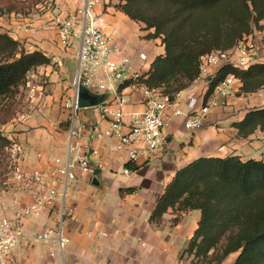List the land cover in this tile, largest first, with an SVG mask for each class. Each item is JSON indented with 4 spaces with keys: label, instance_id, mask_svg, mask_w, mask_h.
<instances>
[{
    "label": "crops",
    "instance_id": "1",
    "mask_svg": "<svg viewBox=\"0 0 264 264\" xmlns=\"http://www.w3.org/2000/svg\"><path fill=\"white\" fill-rule=\"evenodd\" d=\"M48 4L44 14L39 17L21 23L16 20L10 27L4 24L11 37L25 44L28 50H41L53 60L60 55L63 63L59 71L52 66L38 70L48 78L49 84L43 93V110L33 114L27 123L17 128V137L25 147L30 168H47L48 161L51 162L49 165H53L57 158L63 162L66 159L68 130L64 129V123L69 111L63 106L69 98L71 101L74 89L68 90L62 75L68 61L77 60L80 48L76 42L70 52L62 54L58 48L56 30H39L44 21L49 22L54 16L65 19L74 12V0H49ZM119 4L120 0H103V4L96 9L100 29L139 69L142 65L146 66L139 60L141 53L148 56L151 67L156 57L164 53V48L159 40H144L147 33L142 31L143 26L120 12L117 9ZM240 88L241 85L227 107L216 109L195 132L185 129L184 118L170 120L166 129L169 145L165 157L161 160L149 158L138 149L140 155L135 166L139 169L129 174H125L126 165L131 162L130 152L137 148H121L117 140L109 137L91 139L88 131H83L78 143L84 151L86 148L96 150L97 154L90 157V163L101 174L97 177L99 186H94V176L79 177L67 185L66 203L75 210L74 217L65 222V234L70 244L62 254L57 246L30 243L16 251V263L183 264L179 255L189 247L198 229L201 212L183 214L176 225L173 224L176 216L172 210L164 215L161 225L152 223L150 219L177 172L192 162L201 158L227 157H239L242 161L264 160V131H257L243 139L233 127L249 112L262 109L261 95L264 91L244 95ZM206 91L203 83L195 82L175 98L176 105L167 116L172 117L176 108L184 114L190 113L193 107L200 109ZM122 95L127 98L125 114L143 111L140 91L126 89ZM98 107L82 109L79 124L93 126L99 132L107 130L109 125L101 118ZM126 121H129V117ZM38 154L44 156L40 162H36ZM129 189L135 190V193H125ZM55 224V218L46 212L40 219L28 221L26 230L33 235L41 231L43 225L54 228ZM233 256L224 264H234L236 259Z\"/></svg>",
    "mask_w": 264,
    "mask_h": 264
},
{
    "label": "trees",
    "instance_id": "2",
    "mask_svg": "<svg viewBox=\"0 0 264 264\" xmlns=\"http://www.w3.org/2000/svg\"><path fill=\"white\" fill-rule=\"evenodd\" d=\"M117 9L144 26V40L160 41L164 53L156 57L141 83L163 89L172 100L199 78L203 56L232 50L264 22V0H120ZM15 10L9 8L7 13ZM0 56L5 58L0 61V99L19 91L31 72L52 64L43 51H30L1 32ZM229 76L240 81L241 94L264 90V63L247 69L225 66L206 91L205 103ZM233 127L243 139L264 131V109L249 112ZM10 145L9 140L0 139L1 151ZM126 168L139 169L131 162ZM170 210L177 213L175 225L183 214L201 212L189 254L214 264H223L234 254H238L234 264H264V160L227 157L192 162L167 186L151 222L161 225Z\"/></svg>",
    "mask_w": 264,
    "mask_h": 264
},
{
    "label": "built area",
    "instance_id": "3",
    "mask_svg": "<svg viewBox=\"0 0 264 264\" xmlns=\"http://www.w3.org/2000/svg\"><path fill=\"white\" fill-rule=\"evenodd\" d=\"M74 2L75 11L65 19L54 16L53 20L44 21L39 28L44 32L56 30L58 48L62 54L70 52L76 42L80 44L73 96L71 101H66L63 106L69 111V115L73 116L68 131L67 156L64 162L61 158L55 159L53 165H49L51 162L48 161L47 168H30L25 147L17 135H3L11 143L7 151L12 159L15 185L13 202L17 207L12 216L0 219V264H17L16 251L30 243L54 245L64 254L65 248L70 244V239L65 234V222L68 218H73L75 213L74 208L68 207L66 203L67 185L79 177L94 176L95 172L90 157L97 154L96 150L86 148L84 151L78 143L83 131H88L91 139L109 137L117 140L121 148H137L130 152L134 165L140 155L138 149L145 152L149 158L161 160L165 157L169 145L166 129L170 120L184 118L185 129L195 132L216 109L228 106L241 85L238 79L229 76L217 86L213 96L207 103L203 102L200 109L195 110L193 107L190 113L184 114L176 108L172 117H168L167 113L176 105L175 99L172 100L163 89H151L141 83L145 74H141L140 70L145 65L139 69L100 29L96 9L103 4V0ZM257 37L261 38L260 41L254 39ZM259 51L264 53V32L249 36L232 50L214 51L203 56L200 60V76L195 82L203 83L208 90L221 68L234 66L247 69L263 62L264 56H261ZM139 60L146 64L150 59L141 53ZM52 63L57 68L63 67L60 55L52 59ZM28 85V112L21 114L17 122L14 121L15 126L24 125L33 114L43 110L45 89L33 83ZM126 89L142 93L143 111L125 114L127 98L122 92ZM82 90L98 97H107L98 107L101 118L109 125L107 130L99 132L93 126L79 123L77 125L82 110L79 108V93ZM189 99L195 103L192 97L189 96ZM261 99V107L264 109V93ZM127 117L129 121H126ZM43 159L44 156L38 154L36 162ZM129 173L130 170L127 169L125 174ZM27 199L30 203L25 205L24 201ZM46 212H50L55 218L54 228L43 225L41 231L33 235L28 234L26 223L32 219H40Z\"/></svg>",
    "mask_w": 264,
    "mask_h": 264
},
{
    "label": "rangeland",
    "instance_id": "4",
    "mask_svg": "<svg viewBox=\"0 0 264 264\" xmlns=\"http://www.w3.org/2000/svg\"><path fill=\"white\" fill-rule=\"evenodd\" d=\"M48 2L49 0H0V32L2 34H8L11 37L9 32H7L6 29L4 28V24H7L10 27V24L14 23L16 20H19V23H21L26 20L28 21L31 20L32 17H35V16L39 17L43 15L44 12L46 11L47 7L49 6ZM12 7H16L17 10H15V13L11 15L7 13V10ZM261 26L264 28V22L259 25V27ZM259 27L257 28L258 30L255 33L261 32L259 31L260 29ZM248 38L249 37H245L242 41ZM254 39L255 40L257 39L258 41H260L261 38L257 37ZM259 54L261 56H264V53L261 51H259ZM4 59L5 58L3 56H0L1 62H3ZM260 63H264V60L263 62H260ZM50 66H52L54 70L56 71L60 70L53 63ZM45 67H48V66H45ZM77 68H78V60H75V59L68 61L65 67L64 75L62 76L68 86V90L74 89V87L72 86V81L76 74ZM39 69L40 68L31 72L28 75L26 79L27 83L24 86H22L19 89V91H17L14 95H10V96L3 97L0 99V139L1 140L4 139L3 135L5 134H10V135L19 134L17 131L18 126L17 125L15 126V124L13 123L14 121L17 122L21 114L28 112V100H27V97H28L27 91L29 89L28 83L37 84L43 87L44 89L49 85L47 83L48 78L42 76L41 73H38L40 72L38 71ZM149 69H150V64L146 63V66L142 68L140 72L141 74H146L149 71ZM106 98H107L106 96H102L103 101H105ZM69 101H70V98H69ZM72 119H73V116L69 115L67 121L64 123L65 130L69 131L71 127ZM79 122H80V118L77 119V125ZM14 188H15V185H14V179H13L12 159L10 155L8 154L7 148H5L2 151L0 150V219L4 217L12 216L17 207V205H15L13 202ZM26 203H28V199L24 201L25 205ZM174 213H175V216L177 217V213L175 211ZM173 224H174V221H173ZM187 250L188 248L182 254L179 255V260L181 261V263L183 264H214V262H211L210 259L205 260L203 259V257L196 258L194 254L192 255L189 254ZM234 255L237 256L238 254H234ZM236 256H233L232 258L237 259L238 256L237 257Z\"/></svg>",
    "mask_w": 264,
    "mask_h": 264
},
{
    "label": "water",
    "instance_id": "5",
    "mask_svg": "<svg viewBox=\"0 0 264 264\" xmlns=\"http://www.w3.org/2000/svg\"><path fill=\"white\" fill-rule=\"evenodd\" d=\"M102 97H98L95 95L90 94L86 90H82L79 93V108L80 109H89V108H95L103 103ZM101 174V171L96 170L94 172V186H99V182L97 180V177Z\"/></svg>",
    "mask_w": 264,
    "mask_h": 264
}]
</instances>
